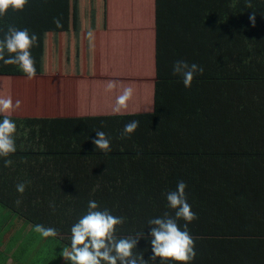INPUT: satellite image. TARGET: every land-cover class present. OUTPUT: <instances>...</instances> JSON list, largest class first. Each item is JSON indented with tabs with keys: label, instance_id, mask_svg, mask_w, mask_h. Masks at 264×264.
<instances>
[{
	"label": "trees",
	"instance_id": "16d2710c",
	"mask_svg": "<svg viewBox=\"0 0 264 264\" xmlns=\"http://www.w3.org/2000/svg\"><path fill=\"white\" fill-rule=\"evenodd\" d=\"M149 1L154 87L133 95L135 111L115 114H95L92 94L96 80L113 79L97 38L107 28L108 0H27L22 11L10 7L0 16V39L10 26L38 37L30 50L35 76L0 61V98L21 101L8 113L17 150L0 157V209L12 219L0 222V244L9 236L12 250L30 226V239L47 246L19 244L18 264H45L43 257L59 264L92 200L125 218L115 236L136 238L134 255L147 264H183L153 260L148 224L165 213L175 217L167 193L180 180L198 217L178 220L195 242L187 264H264V0ZM178 60L204 69L190 88L172 74ZM81 79L86 93L77 95L73 84ZM132 120L138 129L123 135ZM96 130L107 134L110 151L93 143ZM37 225L59 234L45 238Z\"/></svg>",
	"mask_w": 264,
	"mask_h": 264
},
{
	"label": "clouds",
	"instance_id": "9594fccd",
	"mask_svg": "<svg viewBox=\"0 0 264 264\" xmlns=\"http://www.w3.org/2000/svg\"><path fill=\"white\" fill-rule=\"evenodd\" d=\"M26 4L27 0H0V16L5 15L10 7L22 11ZM251 20L254 24L255 15L251 17ZM54 23L57 27L61 26L58 19L54 20ZM37 41V35H30L28 29H17L10 26L6 36L0 39V61L5 64L18 65L29 78L35 76V60L30 50L37 44ZM5 52L13 55L6 57ZM203 73V67L196 63L178 60L173 64L172 74L181 76L184 86L188 88L191 87L195 76L203 75ZM113 87L112 83L108 84L109 90ZM133 93L134 90L131 87L124 88L122 94L117 97L114 111L120 112L126 107V102L133 97ZM20 107L21 101L19 100L14 103L10 96L0 98V116L3 117L0 120V157H7L17 150L14 136L17 125L10 119L8 113ZM138 127L139 121L137 120L126 123L123 135L134 133ZM95 132L97 138L93 140V143L96 147L103 151H110L111 141L107 134L102 130ZM11 163V160H6L5 166ZM16 188L18 192L23 193L26 185L20 183ZM186 188V183L180 180L176 189L167 193L168 206L175 210V217L165 213L162 217L152 218L148 222L152 225L150 235L154 253L153 260L159 257L161 260L172 259L187 264L196 257L194 238L188 230L187 223L183 226V230L178 224L179 219L191 223L198 218L188 203ZM124 219L112 215L107 209L99 210L96 201H89L87 214L71 228L70 250L65 248L61 255L65 260H70L72 264H101L102 261L106 264H147L143 255H134L133 249L138 243L136 238H116V226L123 224ZM36 231L45 238L59 234L57 229L43 225H37Z\"/></svg>",
	"mask_w": 264,
	"mask_h": 264
},
{
	"label": "crops",
	"instance_id": "0c3cea01",
	"mask_svg": "<svg viewBox=\"0 0 264 264\" xmlns=\"http://www.w3.org/2000/svg\"><path fill=\"white\" fill-rule=\"evenodd\" d=\"M108 8L107 28L104 30L101 28L97 33V38L100 46V59L105 63V70H109L110 76L113 79L109 78V80L105 81L96 80L97 82H92V85L95 82L92 94L96 100L95 108L97 109H95V114L98 115L135 111L134 109L128 111L121 109L120 112L114 111L116 99L122 94L126 85L131 84L133 87L143 86V82L150 81L149 79L154 73L152 48L155 32L150 1L108 0ZM128 80L130 84H127ZM74 81L73 88L77 91V95L85 94L84 83L88 80L81 79ZM9 83L7 80V84ZM109 83L114 85L111 90L108 89ZM133 90V95L140 92L135 88ZM141 91L145 92L147 90L142 89ZM102 95L106 97L104 100H102ZM7 215L6 210L2 211L0 209V222H2V225H4V222L10 223L12 221L9 218L8 220H5L6 218L3 219ZM2 229L3 226L0 227V230ZM31 231L32 227L27 226L22 232L19 242L12 250V241L8 236L5 242L0 244V260L4 261L5 264H18L20 252L17 249L25 241L28 242L30 248L33 250L47 248V246H39L43 244H36L30 239L31 235L29 234ZM2 233L3 231H0V237ZM15 234L16 231H12V236ZM7 249L9 250L6 251ZM41 259L43 263L48 264L49 261L47 259L44 257ZM31 262L33 264L32 259ZM59 264H67V260L63 259Z\"/></svg>",
	"mask_w": 264,
	"mask_h": 264
},
{
	"label": "rangeland",
	"instance_id": "374dc122",
	"mask_svg": "<svg viewBox=\"0 0 264 264\" xmlns=\"http://www.w3.org/2000/svg\"><path fill=\"white\" fill-rule=\"evenodd\" d=\"M153 74H154V73H153ZM153 74H152V77H151V78H154V77H153ZM2 85H3V87L5 88V91L8 92V84H7L6 82H3ZM9 86H10V84H9ZM125 87H131L132 89L135 88V89H138V90L146 89V90L152 92L153 87H154V84H153V81L150 80V81H144V82H143V86H140V87H133L131 84H130V85H126ZM135 93H136V91H135ZM116 100H117V99H116ZM140 100L142 101L143 98H140ZM129 102H131V100H129V101L126 102L127 106L124 107V108H122V110H124V111H128V110L135 109V107H137V106L134 104V101H133V100H132V104H133V106H132V107H129ZM141 107H142V108H141L142 110L147 109V107L145 106V99L142 101V103H141ZM137 108H138V107H137Z\"/></svg>",
	"mask_w": 264,
	"mask_h": 264
}]
</instances>
